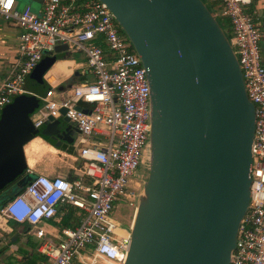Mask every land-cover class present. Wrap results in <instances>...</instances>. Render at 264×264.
I'll list each match as a JSON object with an SVG mask.
<instances>
[{
    "label": "built area",
    "instance_id": "obj_1",
    "mask_svg": "<svg viewBox=\"0 0 264 264\" xmlns=\"http://www.w3.org/2000/svg\"><path fill=\"white\" fill-rule=\"evenodd\" d=\"M220 6L229 25L228 43L236 56L247 100L253 106L249 198L236 232L229 264H264V40L248 13L252 0H207ZM15 0H0V18L18 29L16 60L0 82V110L14 96L28 94L27 77L42 56L64 45L81 53V75L62 98L49 87L31 119L39 130L50 117H64L77 130L67 176L34 173L23 190L0 208V221L28 227L38 264H122L129 232L113 217L124 202L147 151L149 88L145 69L106 6L98 0H40L39 9L18 11ZM63 110V114L61 111ZM78 146V147H76ZM71 226H59L67 215ZM53 222V224H50ZM10 231V229H9Z\"/></svg>",
    "mask_w": 264,
    "mask_h": 264
},
{
    "label": "water",
    "instance_id": "obj_2",
    "mask_svg": "<svg viewBox=\"0 0 264 264\" xmlns=\"http://www.w3.org/2000/svg\"><path fill=\"white\" fill-rule=\"evenodd\" d=\"M98 1L145 69L149 88L150 131L138 171L147 174L122 264H229L248 204L254 116L228 36L203 0ZM63 52L64 45L53 48ZM53 62L34 68L28 91L45 94L42 75ZM33 99L17 97L0 116V191L22 175L23 146L35 135L56 137L54 148L76 137L64 117L32 129Z\"/></svg>",
    "mask_w": 264,
    "mask_h": 264
},
{
    "label": "crops",
    "instance_id": "obj_3",
    "mask_svg": "<svg viewBox=\"0 0 264 264\" xmlns=\"http://www.w3.org/2000/svg\"><path fill=\"white\" fill-rule=\"evenodd\" d=\"M32 2H34L39 7L40 0H32ZM252 2H254V4H252ZM252 2L250 4V6L248 7V13H251L253 11L256 13L255 17L253 19L254 23H255L257 29L260 32H263L264 31V0H252ZM206 3L209 6H211V7H212V5L214 6V4H211L208 1H206ZM26 6H29V5H26ZM215 6H218V5H215ZM15 8H16V5H15ZM31 9L34 10L33 8H31ZM221 19H223V18H221ZM224 20L226 21L225 23L228 24L227 20L226 19H224ZM227 30H228V33H229V27L227 28ZM17 35H18V29L15 26H13V25H11V24H9L7 22L5 24H3V25H0V82L4 78L6 72L15 63V60H16V49H17V39H16ZM259 52H260V61H261V64L263 65V67H264V40L263 39L259 41ZM57 54L62 55V58L59 59V60H54V62L49 66V68L52 65L54 66L57 62H65V61H68V62L72 63L71 68H69V71L67 73H65L66 72L65 69H62V70L60 69L59 74L55 76V82L56 83L55 82L52 83V82L48 81L49 77L46 76L47 73L49 72V70L53 67L52 66L50 69L48 68L49 70L47 69L44 72V74L42 75V81L46 83L48 88L49 87H54L55 90L58 91V93H59L58 94V99H60V98H62V96H64L66 94V92L69 90V88L72 85L80 83V81L82 79H84L85 77L81 75L82 69H81L80 65H82V62L75 61L74 59L68 57V55L65 52H63V53H51L50 58H54L55 55H57ZM48 59H49V57H46L45 55H43L41 60L37 63L36 66L43 64V62L47 61ZM74 73L79 74L78 81L76 83L70 85L69 87H64L62 89L57 90V88L60 85H63L64 82L67 81L68 78H70L72 75H74ZM26 91L28 92V94H22V95L34 96V98L37 99V100H39L38 97H42V96H39L37 94H35V95L32 94L30 91L27 90V88H26ZM20 96L21 95L14 96L11 99L10 103H12V101L14 102V100H16V98L20 97ZM39 102H40V100H39ZM9 104L4 106L0 110V116H1L2 112L4 111V109L9 106ZM31 116L28 117L30 122H31V118H30ZM45 125H48V124L45 123L40 128V130H42L45 127ZM46 137H48V136H46ZM35 138H40V137L36 136L33 139H35ZM41 140H42L43 144H46L47 146H49L51 148L50 149L39 150L38 153H37L38 154L37 157H35L32 161L28 162V159H27V156L25 154L24 148L31 141L30 140L23 147V155H24L25 163L29 167L31 166L30 168L33 170L34 173H37V174L50 175V176H53V175L67 176L69 174V172L68 171H62L61 170V168H62L61 164H58V168L57 169H56V167L45 169V168H39V167H36L35 165H33L38 160V157H40L41 154L46 153V152L55 153V152H57L56 149H58V154H61V155L65 156V157H67V158H69L68 156H70V153H71V147L70 146L60 145L59 147L54 148L53 147L54 143L51 140L50 141L52 142V145L49 144L48 142H46L43 139H41ZM70 167H71V165L69 166V168ZM50 224H53V222H51ZM8 226L9 225L7 224L5 226V229H4L6 234H11L13 232V230H19L22 227H24V228L26 227L25 225L24 226H20V225H16V224H14V226H11V227L9 226L10 228ZM59 226H63V222H59L58 223V227ZM9 229H10V231H9ZM17 233L12 234V235L9 236V246H10L9 247V251L6 252V253L4 251L0 252V264H24L23 256L19 252V250L29 251V249L26 246V242H27V239H28L29 235L27 233H25L24 230H23V233H21V234L20 233L17 234ZM30 239L32 240L33 238L30 237ZM33 243L36 244V241L34 239H33ZM96 262H97L96 264H101L99 261H96ZM75 264H81V263L76 262ZM105 264H107V263H105Z\"/></svg>",
    "mask_w": 264,
    "mask_h": 264
},
{
    "label": "rangeland",
    "instance_id": "obj_4",
    "mask_svg": "<svg viewBox=\"0 0 264 264\" xmlns=\"http://www.w3.org/2000/svg\"><path fill=\"white\" fill-rule=\"evenodd\" d=\"M16 2V8L18 11L22 10L26 5H29L31 8L34 10H37L39 7L36 5L32 0H15ZM254 4V2H252ZM212 12L219 14L220 11V6H213L211 7ZM216 21L220 24L222 27L224 34L226 37L228 36V30L227 28L229 27L228 24H226L224 19H221L219 15H216ZM254 19V17H253ZM3 20L0 19V25L5 24ZM68 57L74 59L75 61H80L83 63V55L81 53H75V52H65ZM51 53L45 54L46 57L50 58ZM78 81L77 76H73L70 80V84H74ZM25 88H26V83H25ZM31 119L35 118V113L30 117ZM50 124V123H46ZM47 126V125H45ZM78 147V146H76ZM57 152L51 153V152H46L40 155L38 157V160L33 164L36 167L39 168H53L56 167L58 168V164L62 165L61 170L62 171H68L69 174L71 173V168L69 166H76L77 167L80 165V163H74L70 158H67L61 154H58V149H56ZM61 151V150H60ZM146 171L140 172L138 174V177H136L129 189L128 197L125 199V201L122 203L121 201H118L116 205H114V212H113V217L118 219L119 223L121 224L122 227H128L131 223L132 216L135 210V207L137 205V198L141 193L142 190V183L145 181L146 178ZM23 177V176H21ZM9 227V226H8ZM10 228V227H9ZM5 226L3 225L2 221H0V252L4 251L5 253L9 251V236L15 233H23V230L25 229L24 227L20 228L19 230H13L11 234H6L5 231ZM22 231V232H21ZM17 233V234H18ZM33 240V239H32ZM5 249V250H4Z\"/></svg>",
    "mask_w": 264,
    "mask_h": 264
},
{
    "label": "trees",
    "instance_id": "obj_5",
    "mask_svg": "<svg viewBox=\"0 0 264 264\" xmlns=\"http://www.w3.org/2000/svg\"><path fill=\"white\" fill-rule=\"evenodd\" d=\"M203 1H207V0H203ZM211 8V6H209ZM129 51L132 52V49L131 47H129ZM62 58V55L60 54H57L55 55L54 57V60H59ZM73 76H79V74L76 73V75H72L70 77V79L73 77ZM85 79H82L81 81H83ZM80 81V82H81ZM69 85H72L69 83ZM46 87L48 88V86L46 85ZM21 96H26V97H30L29 95H21ZM32 99V98H31ZM35 100V102L33 104H35V107L32 109L31 113L28 115L31 116L34 112H36V110L38 108H40L41 106V102H39V100L37 99H33ZM32 100V101H33ZM13 103V101H12ZM10 103V104H12ZM9 104V105H10ZM19 105V104H18ZM31 106H32V102H31ZM40 137L41 139L45 140L46 142H48L49 144L52 145V142L50 140L47 139L46 136H42V135H35L34 137ZM33 137V138H34ZM32 138V139H33ZM23 176V177H21ZM20 177H18L15 181H13L12 183L6 185L1 191H0V208L10 199L12 198L13 196H15L16 194L20 193L24 186L27 184V182L31 179V176H26V175H21ZM67 215H65L63 217V226H71L69 223H67L68 221V214H71L73 212V209L71 208H67ZM8 225L11 227V226H14L13 223H8ZM28 227H25L24 229V232L25 233H28ZM26 246L27 248L29 249V251H23V250H19V252L22 254L23 256V259H24V264H38L39 262L43 261L44 258L40 255H38L35 251L36 249V244L33 243V240L30 239V236H28V239H27V242H26Z\"/></svg>",
    "mask_w": 264,
    "mask_h": 264
},
{
    "label": "bare ground",
    "instance_id": "obj_6",
    "mask_svg": "<svg viewBox=\"0 0 264 264\" xmlns=\"http://www.w3.org/2000/svg\"><path fill=\"white\" fill-rule=\"evenodd\" d=\"M72 63L65 61V62H57L47 73V77H49V81L54 83L55 82V76L59 74L60 69H65L67 73L69 71V68H71ZM64 73V74H65ZM56 83V82H55ZM29 142V141H28ZM27 142V143H28ZM26 143V144H27ZM25 144V145H26ZM24 145V146H25ZM23 146V147H24ZM51 147L47 146L46 144H43L42 140L40 138H35V139H31V141L25 146L24 150H25V154L27 156L28 162L32 161L35 157H37V153L39 150H43V149H50ZM31 167V166H30ZM118 234L120 235H127L129 236L128 231H123V230H119Z\"/></svg>",
    "mask_w": 264,
    "mask_h": 264
},
{
    "label": "flooded vegetation",
    "instance_id": "obj_7",
    "mask_svg": "<svg viewBox=\"0 0 264 264\" xmlns=\"http://www.w3.org/2000/svg\"><path fill=\"white\" fill-rule=\"evenodd\" d=\"M40 130V129H39ZM49 140H51L53 143H57L58 142V139L56 138V137H54V136H52V135H48V137H47ZM123 203V202H122Z\"/></svg>",
    "mask_w": 264,
    "mask_h": 264
}]
</instances>
